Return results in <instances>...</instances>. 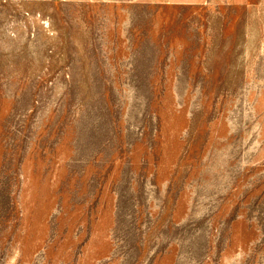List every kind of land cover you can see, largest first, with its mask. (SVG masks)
<instances>
[{
    "label": "rangeland",
    "instance_id": "obj_1",
    "mask_svg": "<svg viewBox=\"0 0 264 264\" xmlns=\"http://www.w3.org/2000/svg\"><path fill=\"white\" fill-rule=\"evenodd\" d=\"M0 264H264V0H0Z\"/></svg>",
    "mask_w": 264,
    "mask_h": 264
},
{
    "label": "crops",
    "instance_id": "obj_2",
    "mask_svg": "<svg viewBox=\"0 0 264 264\" xmlns=\"http://www.w3.org/2000/svg\"><path fill=\"white\" fill-rule=\"evenodd\" d=\"M171 1V0H170ZM191 1H196V2H198V0H191ZM203 1H205V0H203Z\"/></svg>",
    "mask_w": 264,
    "mask_h": 264
}]
</instances>
